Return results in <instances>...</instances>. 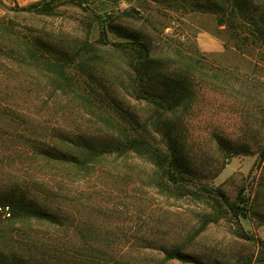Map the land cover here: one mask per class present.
I'll list each match as a JSON object with an SVG mask.
<instances>
[{
  "label": "rangeland",
  "instance_id": "rangeland-1",
  "mask_svg": "<svg viewBox=\"0 0 264 264\" xmlns=\"http://www.w3.org/2000/svg\"><path fill=\"white\" fill-rule=\"evenodd\" d=\"M237 4L220 25L151 0H0V264H45L50 235L70 232L73 264H264V0ZM139 48L157 64L144 78ZM153 90L172 111L140 98ZM126 133L170 148L179 187L202 197L161 187L133 154L57 160ZM17 205L65 225H10ZM174 251L187 262H164Z\"/></svg>",
  "mask_w": 264,
  "mask_h": 264
},
{
  "label": "trees",
  "instance_id": "trees-1",
  "mask_svg": "<svg viewBox=\"0 0 264 264\" xmlns=\"http://www.w3.org/2000/svg\"><path fill=\"white\" fill-rule=\"evenodd\" d=\"M158 4H168L169 7L173 8V5H182L188 7L191 12H201L216 15L219 19L220 25L225 22V19L232 16L235 13V8L238 7L237 0H151ZM237 5H235V4ZM36 7V8H35ZM36 9L35 13L38 15L50 16L53 13V8L50 5L43 6L38 8V6H34ZM255 33L252 32L255 38L259 37L260 40L264 43V29L255 28ZM257 33V34H256ZM248 38H245L247 41ZM138 53L141 58L140 68L136 70L137 76H144L151 73V69L157 66L156 62L150 61L148 52L145 48H139ZM52 71L54 73L60 75V77L64 78L65 81H68L67 74L64 70H61L55 66H52ZM146 70L145 74L142 73L143 70ZM148 70V72H147ZM185 91H181L183 94ZM170 92H160L158 90H153L152 92H143L140 94V98L147 102L152 107H155L159 112L161 111V115L164 116L168 111L173 110L172 103L175 98H172ZM175 96V94L173 95ZM81 155L70 156V155H62L57 158L58 161L72 165L77 167H83L89 160H93L95 158H102L107 155L118 154L120 156H126L129 154H133L139 158H144L148 160L160 173L159 185L161 187H165L172 193H176L179 197L182 198H201V191L192 190V189H182L178 184L183 182L184 175L182 171L179 170L177 166L176 157L174 153L170 150V148L161 149L154 142L148 139L145 136H136L125 134L122 139H119L117 143L108 146V147H90V146H80ZM264 157V155H263ZM174 167V169H172ZM185 179V178H184ZM172 186V187H170ZM238 206H233V210H237ZM12 219H9L8 224L13 225L21 220L22 218L31 221L32 219L38 221L40 225L43 226H53L55 228H62L65 225V220L63 218H59L54 212H42L34 211L28 212L27 210L21 209L17 206L13 207ZM52 239V245L48 248H45L48 251H54L55 253L52 256L47 257L44 255L46 259H44L45 264H59L63 261L65 264H73V261L77 257L74 253V238L73 233H67L66 235L60 236L58 233H53L50 235ZM33 242V241H32ZM71 249V250H70ZM57 252V253H56ZM63 255L64 257H59ZM68 254L70 256H68ZM63 259V260H62ZM90 259V258H89ZM180 261L187 262V258L184 257L180 251L167 252L164 257V262L170 261ZM84 262L88 263V258L84 257Z\"/></svg>",
  "mask_w": 264,
  "mask_h": 264
},
{
  "label": "built area",
  "instance_id": "built-area-1",
  "mask_svg": "<svg viewBox=\"0 0 264 264\" xmlns=\"http://www.w3.org/2000/svg\"><path fill=\"white\" fill-rule=\"evenodd\" d=\"M0 215L5 218V217H10L11 214H10V211H9V208H1L0 207Z\"/></svg>",
  "mask_w": 264,
  "mask_h": 264
},
{
  "label": "crops",
  "instance_id": "crops-1",
  "mask_svg": "<svg viewBox=\"0 0 264 264\" xmlns=\"http://www.w3.org/2000/svg\"><path fill=\"white\" fill-rule=\"evenodd\" d=\"M207 45L209 48H216V49H219V43L217 41H213V40H208L207 42Z\"/></svg>",
  "mask_w": 264,
  "mask_h": 264
}]
</instances>
